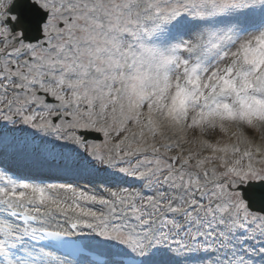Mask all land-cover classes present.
Wrapping results in <instances>:
<instances>
[{
  "label": "snow or ice",
  "instance_id": "6c2138e0",
  "mask_svg": "<svg viewBox=\"0 0 264 264\" xmlns=\"http://www.w3.org/2000/svg\"><path fill=\"white\" fill-rule=\"evenodd\" d=\"M0 121L94 182L0 170V264H264V0H0Z\"/></svg>",
  "mask_w": 264,
  "mask_h": 264
},
{
  "label": "rangeland",
  "instance_id": "374dc122",
  "mask_svg": "<svg viewBox=\"0 0 264 264\" xmlns=\"http://www.w3.org/2000/svg\"><path fill=\"white\" fill-rule=\"evenodd\" d=\"M55 118L57 117L55 116L51 117L52 120H54ZM58 122L59 121L55 123H58ZM4 123L5 122L0 121V131H3ZM21 127L25 128V133H20L18 131V129H20ZM13 133H15V135H13ZM247 133L257 143L260 142L259 132L249 129L247 130ZM251 133H255L256 136ZM257 133L259 134V136L257 135ZM77 134L79 133L77 132ZM125 134L126 133H122L120 138H122V136ZM8 137H9V141L14 144V145L13 144L8 145L13 148L12 151L14 150L15 153L20 154L24 156L25 158L31 160L32 163H37V165H42L43 167H47L49 165V161L47 159H50L51 155H54L55 153H58V156H59V158L55 160L56 162H61V161L66 162L67 160H69L67 153L63 151L64 149L63 145H67L66 149H73L74 151L78 150L77 156L86 155L83 149L77 147L75 144H72L70 142L65 143L64 140H59V142H56L54 138V134L44 135L40 132L35 131L34 129L27 128L26 126H22V125H16L15 128L9 125L8 126ZM199 137H200V133L198 130H192L189 132L188 134L189 143L186 145H183L185 154H187L189 150H191L193 153L200 151L199 145L192 143L193 140H196ZM101 138H102L101 142L91 140V141H88L87 143L89 145H92V144L105 145V137L103 133H101ZM120 138H116V140H113L112 143H115ZM205 138H210L213 143H215L217 139H220L221 141L225 140L223 142H234V141H229L228 137L224 136V134L221 133L219 129H217L214 133H210V136L205 137ZM106 146L110 147L111 145L109 144ZM6 147L7 146H5V148ZM203 154L206 156L211 155L210 151H207V150L203 151L202 155ZM169 155H176V152L170 153ZM212 166L213 165H208V167H212ZM62 167H64V165H61V168ZM206 256H210V254H206Z\"/></svg>",
  "mask_w": 264,
  "mask_h": 264
},
{
  "label": "water",
  "instance_id": "95a60500",
  "mask_svg": "<svg viewBox=\"0 0 264 264\" xmlns=\"http://www.w3.org/2000/svg\"><path fill=\"white\" fill-rule=\"evenodd\" d=\"M17 11H19V12H21L22 14H26V10L25 9H19V10H17ZM31 42H36V41H31Z\"/></svg>",
  "mask_w": 264,
  "mask_h": 264
}]
</instances>
